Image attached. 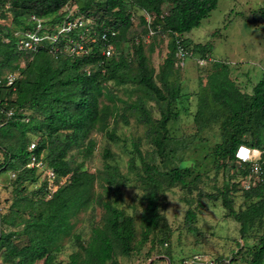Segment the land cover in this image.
<instances>
[{"label": "trees", "instance_id": "16d2710c", "mask_svg": "<svg viewBox=\"0 0 264 264\" xmlns=\"http://www.w3.org/2000/svg\"><path fill=\"white\" fill-rule=\"evenodd\" d=\"M68 1L0 0V19L5 14H12L11 26L4 27L5 31L0 21V75L5 71L19 70L11 104L25 110L29 117L28 121H22L20 118L24 115L17 112L0 126V147L5 152L0 173L14 172L16 183L6 212H0L3 264H35L39 261L54 264L55 255L62 247L61 241L70 235L77 250L68 256L69 264H118V256L128 257L137 251L136 246L140 248L149 241V234L159 226L162 220L158 204L160 193L175 185L197 188L204 174L202 164L190 165V159L179 154V141L169 133L168 124L176 116L171 106L182 96L180 81L174 73L175 34L182 38L193 56L210 58L213 44L194 43L187 35L209 16L218 0H76L79 10L93 17L98 28L118 30L116 40L120 48H123L122 44L131 43L133 38H127L133 26L130 19L132 9L137 7L159 14L166 5L169 10L163 19L157 17L154 21L155 29L159 24L160 31L168 36L166 56L157 69L149 58L154 51V36L147 46V53L144 44H131L132 56L121 55L107 61L98 58L106 62V69L102 71L99 67L90 74L82 68L96 62V56L73 59L64 55L55 57L45 47L34 53L15 48L13 32L26 26L30 14L40 17L55 15V22L60 19L57 13ZM142 23L141 19L139 24ZM140 32L144 33L145 29ZM99 52L96 47L97 56ZM20 62L24 64L20 65ZM211 69L206 77V88L199 92L194 121L199 132L216 125L218 138L210 152L208 150L200 158H209L217 170L229 165L240 168L241 176H245L248 164L241 168L235 161L240 144L259 148L264 161V68L249 92L242 90L231 77L230 66L225 61L212 59ZM110 83L134 85L141 94L127 101L111 89ZM7 94H11L10 90L0 89V96ZM146 99L158 105V117L152 116ZM211 103L219 108L212 107ZM127 113L134 114L136 120L146 127V137L152 146L150 154L145 157L134 142L133 156L128 161V170L132 171L137 169L134 156L139 159L138 178L144 191L145 206L140 216L141 231L137 242L134 217L95 191V183L109 191L123 176L116 166L106 162L113 158V154L104 150L105 163L98 173H91L83 167L84 160L92 156L96 145L91 134L96 131L105 133L111 140L118 139L113 129L108 130L109 122L119 119L128 123ZM29 134L37 136L32 151L28 150ZM75 150L82 161H75L72 154ZM31 153L42 155L58 178H66L49 197L44 181L31 190L25 185L26 181L36 183L40 176L35 168L26 167ZM237 185L224 180L215 193L199 195L220 200L227 215L238 222L241 239L263 227L257 242L249 250L247 264H264V182L241 190L246 204L235 209L232 195L237 191ZM91 203L99 206L102 214L99 222L91 225L89 237L84 240L80 234H72V219ZM198 206H201L200 202ZM195 219V210L188 208L185 220L191 231L196 229L192 225ZM164 242L159 239L161 246ZM163 256L173 262L168 253Z\"/></svg>", "mask_w": 264, "mask_h": 264}, {"label": "rangeland", "instance_id": "374dc122", "mask_svg": "<svg viewBox=\"0 0 264 264\" xmlns=\"http://www.w3.org/2000/svg\"><path fill=\"white\" fill-rule=\"evenodd\" d=\"M0 21L5 31L4 27L11 26L12 14L3 15ZM141 28L142 25L137 24L135 20L127 38L138 34ZM213 32H215L214 35H212ZM189 36L194 43L196 41L211 42L213 50L203 66L197 65L198 54H195L194 57L184 60L182 69H174L175 77L180 81L182 96L171 106L176 116L171 119L168 128L170 135L179 141V154L189 158L188 164L190 165L202 164L201 172L204 174L197 188L189 189L175 185L160 193L158 204L162 220L159 226L149 234V241L140 248L136 246L137 251L128 257L118 256V264H165L164 259L156 256L167 253L174 263H179L183 258L191 260L194 256H203L207 260H216L219 264H247L249 250L257 242L263 230L260 226L258 230L253 231L251 236L241 239L238 222L227 215L220 200H211L205 195H199V193H215L224 180H230L238 184L237 191L232 195L234 208L238 209L246 204L241 191L240 181L243 176L239 172L240 168L229 165L226 169L217 170L213 166L214 163L209 162V158H200L208 150L210 152L218 138V129L216 125H213L199 132L194 121V114L197 110L199 92L202 88H206V77L212 70V59L225 61L230 66L231 77L244 91L249 92L252 85L260 79L264 68V0H218L216 8L201 21L198 27L190 31ZM167 42V35L158 36L154 41V51L149 54V58L155 69L166 56ZM121 46H123L120 48L121 53L126 56L123 52L129 51L130 42ZM147 46L145 45L146 53ZM20 64L24 63L20 62ZM110 86L119 97L127 101H132L138 94H141V91L131 84L115 86L110 83ZM146 105L150 108L154 118L159 116L157 104L146 99ZM211 105L219 108L213 103ZM127 116L128 123L119 119L109 122L108 130L113 129L118 139L111 140L105 133L96 131L91 134L90 137L96 145L92 156L84 160L83 167L91 173H98L105 163L104 150L108 149L113 154V158L106 162L116 166L123 176L109 191L103 190L99 183H95V191L134 217L137 242L140 238V216L145 200L138 178L140 161L134 156L137 169L132 171L128 170V161L133 156L132 144L134 142L139 145L145 157L150 154L152 146L146 137V127L136 120L134 114L127 113ZM31 141H37V136L29 134L28 144ZM4 153V149L0 147V162L4 161ZM72 154L76 162L83 160L76 150ZM156 163H159V160ZM36 172L40 174L36 183L25 182L29 190L37 188L43 181L42 172ZM58 179L60 180L59 185L66 178ZM15 184V179L10 176V172L0 173V212L2 213L6 212L11 202L12 189ZM50 195L48 193L46 196ZM198 202L201 206L197 207ZM188 208L196 212V219L192 223L196 228L195 231L189 229L185 220ZM101 214L102 209L91 203L85 210L73 217L72 234L78 233L84 240H87L91 225L99 222ZM159 239H164L168 245L161 246ZM61 246V250L55 255L54 264H69L68 256L77 250L72 236L63 238ZM2 252L1 250L0 264H3ZM223 260L230 261L225 263ZM35 264H42V261Z\"/></svg>", "mask_w": 264, "mask_h": 264}, {"label": "built area", "instance_id": "2783aa9c", "mask_svg": "<svg viewBox=\"0 0 264 264\" xmlns=\"http://www.w3.org/2000/svg\"><path fill=\"white\" fill-rule=\"evenodd\" d=\"M167 6H163L159 14H151L145 10H141L137 7L132 9L130 19L132 23L137 20V24L143 20L142 28L145 29L144 33L139 32L134 35L130 45L144 44L149 45L153 40L154 36H165L166 33L160 31V25H154L155 19H163L168 15ZM60 19L54 22L55 15L51 16H36L30 14L26 18V26L15 29L13 34L15 36V48L22 52L34 53L39 48L45 47L55 57L64 55L76 58H84L96 56L97 60L94 63L86 64L82 70L86 74H90L96 68L101 67L102 71L106 69V62L98 58L111 59L113 57L118 58L122 55L120 48L117 46V35L118 30L113 27L98 28V24L95 19L85 12L80 11L76 0H69L57 13ZM176 36V51H175V67L182 68L184 60L192 57L193 53L182 42V38ZM96 47L99 48L100 52L95 54ZM133 49L130 48L125 53L127 56H132ZM127 56V57H128ZM208 59L197 58L196 63L200 66L205 65ZM21 65V64H20ZM20 77L19 70L5 71L0 75V89L5 91L10 90L11 94L0 96V126L12 119L14 114L19 112L24 116L20 118L22 121H28L29 117L27 112L22 108H15L11 102L14 100L15 85L16 81ZM36 146V141H31L28 145V150L32 151ZM236 163L239 167L244 168L248 164V172L241 179V190H248L251 187L256 186L260 182H264V161L261 157L257 167L251 162H243L237 158L236 152ZM256 156L253 153L250 160H255ZM26 167L35 168L36 171L42 172L41 176L45 183V189L49 195L52 194L58 187L59 179L57 178L55 171L47 166L43 160L42 155L37 156L34 153L29 155L28 164ZM10 176H15L14 172H10ZM62 182H60L61 184ZM167 246V242L163 243ZM164 259L165 264H219L216 260H207L203 256H194L193 259H184L179 263H173L168 257L163 255L156 256ZM203 260V261H197ZM153 261V260H151ZM228 263V260H223Z\"/></svg>", "mask_w": 264, "mask_h": 264}, {"label": "clouds", "instance_id": "9594fccd", "mask_svg": "<svg viewBox=\"0 0 264 264\" xmlns=\"http://www.w3.org/2000/svg\"><path fill=\"white\" fill-rule=\"evenodd\" d=\"M139 24V23H138ZM142 29V28H141ZM119 47V46H118ZM120 48V47H119ZM132 48V47H130ZM133 49V48H132ZM121 50V49H120ZM124 54L126 53V51L123 52ZM194 57V56H192ZM198 65V64H197ZM184 66V65H183ZM200 66V65H199ZM203 66V65H202ZM183 68V67H182ZM182 68H177L176 69H182ZM37 144V142H36ZM255 154L256 159L255 160H250V157L252 156V154ZM236 156L238 159H240L243 162H251L254 164V166L257 167L258 170V162L259 159L261 157V150L259 148L256 147H250L247 144H240L236 150ZM236 158V157H235ZM237 159H235L236 161Z\"/></svg>", "mask_w": 264, "mask_h": 264}, {"label": "crops", "instance_id": "0c3cea01", "mask_svg": "<svg viewBox=\"0 0 264 264\" xmlns=\"http://www.w3.org/2000/svg\"><path fill=\"white\" fill-rule=\"evenodd\" d=\"M189 34H190V32H189L188 35H187L188 37H190ZM190 39H192V38L190 37ZM196 42H197V41H196Z\"/></svg>", "mask_w": 264, "mask_h": 264}]
</instances>
